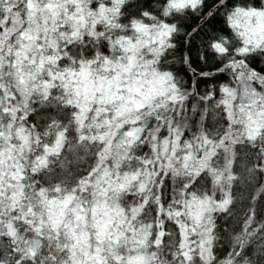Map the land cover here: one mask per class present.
Returning <instances> with one entry per match:
<instances>
[{
    "label": "snow or ice",
    "instance_id": "6c2138e0",
    "mask_svg": "<svg viewBox=\"0 0 264 264\" xmlns=\"http://www.w3.org/2000/svg\"><path fill=\"white\" fill-rule=\"evenodd\" d=\"M0 264H264V0H0Z\"/></svg>",
    "mask_w": 264,
    "mask_h": 264
}]
</instances>
